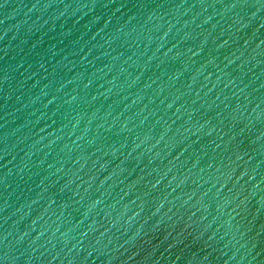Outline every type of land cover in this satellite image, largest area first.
Returning <instances> with one entry per match:
<instances>
[{"label":"water","instance_id":"95a60500","mask_svg":"<svg viewBox=\"0 0 264 264\" xmlns=\"http://www.w3.org/2000/svg\"><path fill=\"white\" fill-rule=\"evenodd\" d=\"M0 264H264V0H0Z\"/></svg>","mask_w":264,"mask_h":264}]
</instances>
